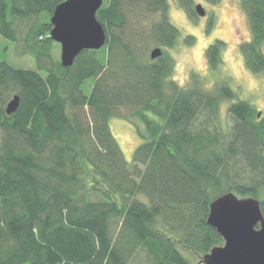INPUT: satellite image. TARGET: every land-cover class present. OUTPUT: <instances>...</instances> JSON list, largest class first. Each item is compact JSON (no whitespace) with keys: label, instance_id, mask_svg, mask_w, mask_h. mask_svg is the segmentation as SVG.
<instances>
[{"label":"trees","instance_id":"16d2710c","mask_svg":"<svg viewBox=\"0 0 264 264\" xmlns=\"http://www.w3.org/2000/svg\"><path fill=\"white\" fill-rule=\"evenodd\" d=\"M62 1L0 0L1 36L37 66L0 57V264H195L184 248L203 256L223 243L208 223L212 201L230 192L258 199L264 187V116L238 99L224 122L221 102L235 97L228 84L207 91L194 73L179 88L168 78L171 54L151 58L180 34L169 0H104L106 44L64 67L50 37ZM178 3L196 14L194 0ZM241 3L251 31L241 51L262 73L264 0ZM223 46L208 45L211 67ZM114 116L133 121L142 138L131 163Z\"/></svg>","mask_w":264,"mask_h":264},{"label":"rangeland","instance_id":"374dc122","mask_svg":"<svg viewBox=\"0 0 264 264\" xmlns=\"http://www.w3.org/2000/svg\"><path fill=\"white\" fill-rule=\"evenodd\" d=\"M170 9L169 17L171 22L179 29V37L177 42L172 47L161 46L163 50L170 54L177 47L183 48L184 52L182 60L188 70L191 72L194 68L198 71L193 72L192 80L194 82V73L200 78L213 84L212 90L215 92L218 84H232L233 78H237L240 87L232 88L235 91L233 99H225L221 102L220 113L221 118L225 122L228 106L238 99H245L242 92L247 84L248 73L251 72L261 80L260 87L257 88L252 98H264V72L255 73L250 71L244 61L241 51V43L251 39L250 25L246 12L242 6L241 0H220L215 4H211L206 0H194V9L197 4H202L206 10L205 15H199L197 12L194 16H189L188 13L180 6L178 0H169ZM196 11V10H195ZM212 23L209 26L210 18ZM192 35L194 38L191 42L186 41V37ZM216 39L224 41V46L221 50V61L217 67L209 65L206 49L208 45ZM16 46L6 41L0 34V57L6 59L15 67L34 68L36 63L31 55L18 53ZM262 51L264 53V42L262 43ZM153 48V47H152ZM151 50V49H150ZM53 53L56 58L61 57V44L56 42L53 46ZM150 53V51H149ZM92 80L88 79L84 84L86 92L90 90ZM192 82V83H193ZM259 117L264 116V111L257 110ZM110 127L117 138L123 153L129 163L133 161V153L135 148L142 142V138L133 121L124 116H114L110 119ZM140 128L144 130L142 124ZM141 200L146 201L144 195H140ZM264 198V187L258 194V199ZM184 253L195 263L201 264V255L190 250H185ZM29 264V263H25Z\"/></svg>","mask_w":264,"mask_h":264},{"label":"water","instance_id":"95a60500","mask_svg":"<svg viewBox=\"0 0 264 264\" xmlns=\"http://www.w3.org/2000/svg\"><path fill=\"white\" fill-rule=\"evenodd\" d=\"M103 2L64 0L55 7L50 37L61 44L64 67L72 66L81 51L100 49L106 44L105 27L97 17ZM195 10L199 15L206 14L202 4H197ZM161 54L160 46L150 52L152 59ZM19 104L20 97L15 95L8 102L6 113H14ZM208 223L219 232L223 243L201 256V264H264V214L257 198L232 192L216 198L210 205Z\"/></svg>","mask_w":264,"mask_h":264},{"label":"clouds","instance_id":"9594fccd","mask_svg":"<svg viewBox=\"0 0 264 264\" xmlns=\"http://www.w3.org/2000/svg\"><path fill=\"white\" fill-rule=\"evenodd\" d=\"M184 49L177 47L173 50L170 55V59L172 60L171 71L169 75V79L174 82L177 87L179 88H189L192 85V75L193 72H196L199 75L198 71L194 68L191 72L188 70L186 65L182 60ZM234 83L230 84L229 87L238 88L240 84L237 78H233ZM202 87L205 90H212L214 87L213 84L208 83L206 80L201 78ZM261 80L257 78L251 72L248 73L247 76V84L244 88L242 94L244 95L245 99H248L250 104L256 108L257 110L264 111V98H252L253 94L256 92L257 88L260 87Z\"/></svg>","mask_w":264,"mask_h":264}]
</instances>
